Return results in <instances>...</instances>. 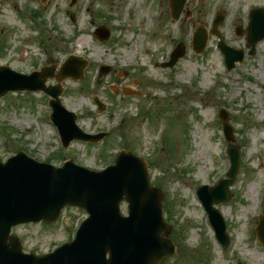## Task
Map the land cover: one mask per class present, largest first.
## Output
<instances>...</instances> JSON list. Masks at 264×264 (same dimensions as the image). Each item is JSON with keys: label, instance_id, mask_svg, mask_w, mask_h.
Instances as JSON below:
<instances>
[{"label": "rangeland", "instance_id": "rangeland-1", "mask_svg": "<svg viewBox=\"0 0 264 264\" xmlns=\"http://www.w3.org/2000/svg\"><path fill=\"white\" fill-rule=\"evenodd\" d=\"M210 3V13L202 17ZM257 6L264 7V0H186L175 20L168 0H0V64L29 73L43 64L59 68L69 54H83L91 63L81 79L62 82L61 100L78 113L86 131H108L100 143L74 141L63 148L47 121L50 106L38 104L50 97L43 91L9 92L0 98V160L23 150L39 161L62 165L72 159L100 170L129 149L149 163L150 181L163 192L169 238L176 245L163 264H264V245L256 233L264 215V39L254 55L246 54L228 70L217 48L219 37L211 32L216 12H224L221 38L247 53L249 13ZM33 10L41 12L35 23ZM199 24L209 33L203 53L191 45ZM100 25L111 28L106 41L94 35ZM179 41L187 45L185 56L172 68L163 67ZM101 64L115 71L100 77ZM151 79L165 81L163 88ZM122 87L142 95H124ZM94 96L104 103L102 111ZM221 108L231 113L233 143L242 149L232 198L217 205L231 239L226 248L196 194L200 184L218 182L229 168ZM79 216L67 210L52 226L30 222L15 226L13 233L25 251L44 253L71 235Z\"/></svg>", "mask_w": 264, "mask_h": 264}, {"label": "water", "instance_id": "water-1", "mask_svg": "<svg viewBox=\"0 0 264 264\" xmlns=\"http://www.w3.org/2000/svg\"><path fill=\"white\" fill-rule=\"evenodd\" d=\"M184 1L171 0L175 18H178ZM222 19L220 16L215 21V26ZM198 30L194 38V48L200 52L206 44L207 34L203 28ZM97 33L102 35V29L99 28ZM263 38L264 9L257 8L252 11L249 24L248 41L252 46L251 53H255L257 42ZM220 45L229 68L235 65L236 60H243V51H235L223 43ZM184 54L185 46L180 43L169 65H173ZM76 62V58H71L56 76L60 80L69 75L77 77L79 73L74 66ZM50 76H54L53 68L24 75L9 67L0 66V95L12 89H45L56 98L51 101L55 109L53 119L62 126L56 116L64 112L74 120L75 115L61 105L58 98L61 93L59 86H45L44 82ZM227 118L224 113L222 120L226 126L227 137L233 139V131L226 124ZM229 149L232 164L228 178L222 179L216 186L204 185L198 190L215 226L217 237L224 246L229 244L230 238L224 219L214 204L231 198L229 188L240 168L239 146L231 144ZM124 199L129 203L128 217H123L120 213L119 204ZM161 199L162 193L149 182L146 163L129 150L120 154L114 166L101 172L90 171L72 161L66 162L61 168L38 163L21 151L6 163L0 161V248H10L8 241L14 242L11 248L18 245L15 236L9 234L13 224L41 219L52 222L63 206L73 204L91 209L96 215L97 229L96 225L92 226V217L85 222L79 237V241H84L90 235L94 243L99 245L94 264H160L165 256L172 255L175 251L172 241L161 237L163 231L169 233L170 229L162 217ZM107 202L111 205H107ZM106 208L113 214L107 216V219H111L110 222L103 224L101 216L97 213ZM262 219L258 235L264 243V218ZM17 248L19 250V246ZM108 251L110 258H106ZM56 252L53 258L61 257L64 249L59 248ZM49 256L42 258L48 259ZM40 257L37 256L35 260L38 261ZM42 261L44 262V259ZM3 263H6V260L0 255V264Z\"/></svg>", "mask_w": 264, "mask_h": 264}, {"label": "bare ground", "instance_id": "bare-ground-1", "mask_svg": "<svg viewBox=\"0 0 264 264\" xmlns=\"http://www.w3.org/2000/svg\"><path fill=\"white\" fill-rule=\"evenodd\" d=\"M129 1H132V0H129ZM211 9H212V4L210 3V4H209V5L203 10V12H202V17H206L207 14L210 13ZM135 11H136V18H137V17L139 18L140 13H139L137 10H135ZM124 12H125V11H124ZM143 17H144V19H146V15H145V14H143Z\"/></svg>", "mask_w": 264, "mask_h": 264}, {"label": "flooded vegetation", "instance_id": "flooded-vegetation-1", "mask_svg": "<svg viewBox=\"0 0 264 264\" xmlns=\"http://www.w3.org/2000/svg\"><path fill=\"white\" fill-rule=\"evenodd\" d=\"M79 221H80V219H77L76 221H73V222L77 226V224L79 223ZM73 227H75V226H73Z\"/></svg>", "mask_w": 264, "mask_h": 264}]
</instances>
